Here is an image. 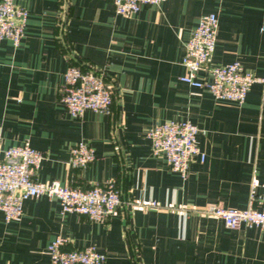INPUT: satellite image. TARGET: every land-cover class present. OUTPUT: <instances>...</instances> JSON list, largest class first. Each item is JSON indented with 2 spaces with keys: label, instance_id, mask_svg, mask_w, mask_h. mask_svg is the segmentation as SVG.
<instances>
[{
  "label": "crops",
  "instance_id": "crops-1",
  "mask_svg": "<svg viewBox=\"0 0 264 264\" xmlns=\"http://www.w3.org/2000/svg\"><path fill=\"white\" fill-rule=\"evenodd\" d=\"M14 1L28 15L16 45L0 39V145L38 149L39 181L88 187L112 178L123 202L102 222L60 214L44 194L25 198L18 220L0 210V264H48L56 234L66 248L95 245L103 264H264V227L230 228L204 212L213 203L245 208L252 178L264 181L263 85L253 82L238 103L179 78L184 43L206 12L218 16L210 63L238 60L264 76V0H163L128 15L110 0ZM70 62L105 69L109 112L69 115L60 97ZM181 119L199 127L205 153L185 177L152 155L146 136L154 123ZM78 139L95 157L74 169L69 146Z\"/></svg>",
  "mask_w": 264,
  "mask_h": 264
},
{
  "label": "built area",
  "instance_id": "built-area-1",
  "mask_svg": "<svg viewBox=\"0 0 264 264\" xmlns=\"http://www.w3.org/2000/svg\"><path fill=\"white\" fill-rule=\"evenodd\" d=\"M161 1L110 0L113 11L122 15L134 13L142 5ZM27 15V9L14 0H0V39L6 38L16 45L23 35ZM217 28L218 16L215 12L202 13L198 17L184 43L181 62L186 70L179 78L210 92L217 100L242 103L253 82H261L264 88V76L245 69L238 60L210 63ZM60 99L73 118H78L85 109L109 112L111 87L105 69L90 64L68 63L63 71ZM198 131L199 127L190 119L168 120L154 123L146 130V136L151 140L152 155H163L170 168L185 177L191 160L199 157L203 161L205 158L204 151L197 145ZM41 157L38 149L25 142L5 147L0 145V210L5 221L18 220L22 213V201L41 194L58 200L60 214L76 212L97 222L107 219L123 202L112 178L88 187L62 184L56 179L36 180L34 174ZM94 157L93 147L82 139L69 146L68 164L71 168L83 167ZM259 186L263 188L262 192L257 191ZM204 212L221 218L230 228L242 223L264 227V181L260 183L252 178L245 208L213 203L205 207ZM66 240L65 236L56 234L47 242L48 264H103L105 254L95 245L66 248Z\"/></svg>",
  "mask_w": 264,
  "mask_h": 264
}]
</instances>
